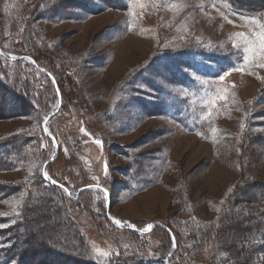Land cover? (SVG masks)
<instances>
[{
  "label": "rangeland",
  "instance_id": "374dc122",
  "mask_svg": "<svg viewBox=\"0 0 264 264\" xmlns=\"http://www.w3.org/2000/svg\"><path fill=\"white\" fill-rule=\"evenodd\" d=\"M244 18L221 0H0V264H169L177 245L174 263L264 264V58ZM8 87L34 109L11 113Z\"/></svg>",
  "mask_w": 264,
  "mask_h": 264
},
{
  "label": "trees",
  "instance_id": "16d2710c",
  "mask_svg": "<svg viewBox=\"0 0 264 264\" xmlns=\"http://www.w3.org/2000/svg\"><path fill=\"white\" fill-rule=\"evenodd\" d=\"M221 1L227 3L231 7V9H233L234 11H236L238 13L252 15V16L257 17L260 20L261 24H264V2H263L264 0H259V3H256L255 2L256 0H254L255 3L254 2H250V1H243V0H221ZM251 1H253V0H251ZM64 3H67V2H64ZM69 5H70V3H69ZM0 54L1 55H4L3 53H0ZM6 93H9L10 95H13L14 97H17V99H19V101H20V102H17L16 103L18 105V107H16L15 105H12L11 106V108H12V110L10 111L11 113L17 111V109H19V105L21 107H24L25 109H27L28 107L30 109H34L33 106L31 105V102H29L28 100H25V97L23 98L22 96L17 95L16 92H13L11 90V88L8 87ZM221 106H222V104H221ZM46 115H47V113H46ZM199 128L201 129V132L204 134V133H206V132L209 131L210 126L208 124L202 122V123L199 124ZM4 145H6V144H1L0 143V148H2V146H4ZM8 156H10V154L9 153L7 154V152H5V155L3 157H0V166L3 165V164H5L4 162L8 161ZM41 179H42V181L44 183H48L49 185H51V186H53L55 188H61L60 187L61 185H59L58 183H51L49 180H46L44 178H41ZM244 201L245 202L246 201L248 202V198L245 197V200ZM47 204H48L47 205V209H49V210H47V209L44 210L43 209L44 212H45V214H48L49 212H51L54 215L56 214V215L60 216V214H59V211L60 210H58L56 208V205H54V203H52L51 201H47ZM33 212L34 211H32L31 209L28 210V212H27L28 213L27 214V220L25 221V224H24V226H25L24 228L28 229L29 231L26 230V229L25 230L28 231L29 233H32L30 231L31 230L30 229V224H33L34 220H36L37 217L39 218V214H40V212L38 211L37 214L34 213V215L37 216V217H32ZM21 226H23V224L19 223V225L15 226V228L17 229V228H20ZM28 232L27 233L23 232V234L24 233L25 234H29ZM11 236H12V238H14V236H16V233H14ZM251 237L252 236L249 234L248 235V239L249 240H252ZM252 241L253 242H256V240H252ZM257 245H259V244H257ZM178 248H179V246L177 245V247L175 249H173V250H171V251H169L167 253V255H166L167 261H170V263H173V264H181L182 263V260L179 259V258L175 260L176 263L172 262L174 260L171 261V259H173L172 257L174 255V253L177 251ZM262 250H264V247L262 248ZM19 253H20V250H19V247H18V245L16 243V244H14L12 246V248L8 249V251L4 255V257H5L4 263H7L8 261L10 262V260H12V259H16V256H18ZM33 256H35V255L32 254L31 255V258H33ZM23 258L22 257L19 258V260H18L19 263L18 264H22L23 263L22 262V261H24V260H22ZM24 263H26V262L24 261ZM164 264H165V262H164Z\"/></svg>",
  "mask_w": 264,
  "mask_h": 264
},
{
  "label": "snow or ice",
  "instance_id": "6c2138e0",
  "mask_svg": "<svg viewBox=\"0 0 264 264\" xmlns=\"http://www.w3.org/2000/svg\"><path fill=\"white\" fill-rule=\"evenodd\" d=\"M244 19H251V22L252 23H254V24H257V25H260V28H261V31H259V32H257V33H254V35L256 36V38L259 40V49H258V51H259V53L261 54V57L262 58H264V24H261V22H260V20L259 19H255V18H244ZM237 35H243V34H241V33H238ZM255 43H256V41L255 40H252V39H248V40H246L245 41V45H255ZM236 47L237 48H239L240 47V45H236ZM254 49L253 48H249V47H247V46H245L244 47V52L245 53H248L249 51H253ZM27 59H30V57L29 58H27ZM243 60L244 61H248L249 63H253V62H255V61H249V57H248V55L247 54H245L244 56H243ZM259 67H261V68H264V63H260L259 64ZM237 70H240V69H237ZM226 75H228V73H225L224 75H221V76H219V80L220 81H223L224 79H225V76ZM53 82H54V78H53ZM57 94H59V91H58V89H57ZM219 99H221V100H223L224 99V96L223 95H221L220 97H218ZM45 119V122H46V124H45V128H44V131L47 133L48 132V128H47V120H48V117H45L44 118ZM240 127L243 129L244 127H245V125L243 124V123H241V125H240ZM81 131L83 132V131H85L84 129H81ZM95 143H97V144H102V141L101 140H96L95 141ZM237 151L239 152L240 150L239 149H237ZM105 168H107V165H105ZM44 177H45V179H50L49 177H48V175H47V172H44ZM51 183H57L56 181H54V180H52V181H50ZM60 187H62V188H64V186L63 185H61ZM64 191H66V192H68V189L67 188H64ZM105 191V195H107L108 193H107V190H104ZM69 195H70V193H69ZM110 215V214H109ZM113 220H114V222L116 223V224H122L123 222L122 221H120V220H118V219H116V218H113ZM5 225H0V227H4ZM134 227V226H133ZM153 227V225H151V224H149V225H147L144 229H142L141 231L142 232H148V231H150V229ZM176 246V241H175V237L173 236V247H175Z\"/></svg>",
  "mask_w": 264,
  "mask_h": 264
}]
</instances>
